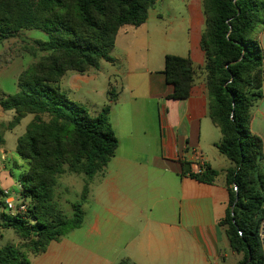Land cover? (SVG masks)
Here are the masks:
<instances>
[{
    "label": "trees",
    "instance_id": "16d2710c",
    "mask_svg": "<svg viewBox=\"0 0 264 264\" xmlns=\"http://www.w3.org/2000/svg\"><path fill=\"white\" fill-rule=\"evenodd\" d=\"M155 2L0 0V43L24 30L47 35L46 41H33L32 53L45 55L19 74L18 92L0 93L1 108L14 112L7 129L32 116L15 148L26 170L13 175V169H20L17 162L10 169L26 212L2 213L0 224L22 243L19 249L9 244L0 247V264H23L20 249L40 256L50 243L82 226L87 187L80 203L70 202V218L53 202L52 190L63 174L84 175L90 181L104 172L118 146L108 119L116 94L111 87L109 103L91 114L70 100L59 83L67 73L98 70L101 61L115 64L111 53L119 30L144 24ZM260 13L264 22V0H202L200 47L205 58L208 116L221 134L215 146L230 162L224 172L228 204L217 226L236 257L233 264H264L259 237L264 222V153L260 138L249 130L252 107L264 98V50L257 41ZM195 73L189 58L165 55L162 74L173 88L167 98L186 99ZM187 174L203 184H213L218 176L210 167ZM117 264L134 263L123 259Z\"/></svg>",
    "mask_w": 264,
    "mask_h": 264
},
{
    "label": "crops",
    "instance_id": "0c3cea01",
    "mask_svg": "<svg viewBox=\"0 0 264 264\" xmlns=\"http://www.w3.org/2000/svg\"><path fill=\"white\" fill-rule=\"evenodd\" d=\"M189 2L184 3L182 23L176 27L173 20L164 23L154 5L144 24L137 28L124 26L119 30L112 51L122 36L124 48L113 56L116 59L113 66L124 72H120L119 90L115 92V101H110L108 115L118 146L96 182L105 190L109 213L130 229L127 260L134 264H233L236 260L224 231L217 226L228 204L224 172L230 162L215 146L221 141V134L208 116V95L202 70L205 58L200 47L204 27L202 0ZM151 16L156 28L148 26ZM158 23L163 27L158 28ZM140 28H144V32L140 33ZM257 41L264 50V26L258 29ZM153 42L163 60L165 55L189 58L196 68L186 99L167 98L173 88L165 82L164 64L156 69L146 66L139 71L130 69L134 50L142 46L150 54ZM87 73H67L59 86L63 92L70 91L80 97L74 102L96 114L109 103V98L102 106L89 100L83 93V85H88L95 77ZM0 93L3 92L0 90ZM89 95L94 98L96 92L93 90ZM147 103L152 104L151 110L144 108ZM13 116V111H4L0 106L3 140L0 160L5 162L14 161L12 150L2 148L6 135L15 128L5 130L4 127ZM31 119L32 116L29 122ZM249 130L260 138L264 153V98L252 107ZM193 150L201 154L203 167L218 172L213 184L199 183L188 176L189 172L196 173L190 166ZM99 223V217L95 216L89 231L98 230ZM83 226L84 221L80 228ZM62 238L52 242L57 248L51 249L50 243L42 254L49 257L48 264H60L67 250ZM95 260L96 257H92L91 264L96 263Z\"/></svg>",
    "mask_w": 264,
    "mask_h": 264
},
{
    "label": "rangeland",
    "instance_id": "374dc122",
    "mask_svg": "<svg viewBox=\"0 0 264 264\" xmlns=\"http://www.w3.org/2000/svg\"><path fill=\"white\" fill-rule=\"evenodd\" d=\"M189 0H158L155 5V10L162 14L164 23L169 20L174 21V26L180 25V19L185 13L184 3ZM191 2V1H190ZM189 2V3H190ZM152 13V10H149ZM153 16V14H151ZM152 16L148 26L155 25ZM170 16V18H168ZM162 23H158V28ZM264 26L262 22V13H260V21L258 28ZM155 28L157 25L154 26ZM204 29V27H203ZM144 28L138 31L144 32ZM146 34V33H145ZM143 33V35L145 36ZM118 41L112 56L121 53V48H124V42L121 39ZM46 41L47 35L39 30H24L19 32L16 36L8 38L0 43V90L6 95H11L18 92L16 85L17 77L26 67L36 63L40 57L45 53L37 52L35 55L32 53L33 41ZM153 51L149 54L148 49L139 47L134 50L133 63L130 64L131 70H141L143 67L156 69L164 64L161 53L157 51V46L153 42ZM100 62L98 70H92L87 74L95 78L89 81L88 85H83V93L87 94L92 103L102 106L105 104L108 95V90L113 87L116 91L119 90V77L120 72L117 66ZM124 72V71H122ZM62 89H65L61 86ZM142 88V87H141ZM140 88V89H141ZM66 90V89H65ZM96 92V97H90L91 91ZM68 92V93H67ZM117 93V92H116ZM66 94L73 101L80 100V97L75 96L72 92L66 91ZM147 110H151L152 104L144 105ZM92 108V107H91ZM31 116H26L14 128L11 133L6 135V144L2 147L4 150L12 152L14 161L5 162L0 160V224L2 223V213H7L5 209V198L7 193L16 201L21 197L18 193V183L10 175V169L14 162L20 165V169H13V175H20L26 170V163L19 160L14 152V146L17 137L22 136L26 130L27 124ZM8 125V124H7ZM5 125L4 127H6ZM7 128V127H6ZM8 130V129H5ZM1 140V133H0ZM1 159V156H0ZM99 174L94 176L90 181L84 175L63 174L56 179V184L52 190L53 202L56 204L68 218L72 216L70 202H81L82 191L87 187L86 201L83 204L84 211V226L78 230L68 233L62 240L66 241L67 250L60 260V264H91L92 257H96L97 262L101 264H117L123 259H127L131 246L130 243V229L125 227L120 220L114 218L109 213V201L106 198L105 190L97 184ZM90 182V183H89ZM88 183V186H87ZM18 201V200H17ZM95 216L100 219L98 230L89 231V224H93ZM118 216V215H117ZM107 221L109 223L107 224ZM22 241L12 230L2 229L0 226V247L10 245L14 248H20ZM52 248H57V244L52 243ZM57 251V250H56ZM19 257L23 264H48L49 257L33 256L27 254L23 249L19 250ZM99 260V261H98Z\"/></svg>",
    "mask_w": 264,
    "mask_h": 264
},
{
    "label": "built area",
    "instance_id": "2783aa9c",
    "mask_svg": "<svg viewBox=\"0 0 264 264\" xmlns=\"http://www.w3.org/2000/svg\"><path fill=\"white\" fill-rule=\"evenodd\" d=\"M190 166L196 171L195 174L202 173L203 171V158L197 150L191 151ZM18 198L16 201L7 193L5 198V209L10 215H22L26 212V206ZM259 237L264 244V222L261 223L259 228Z\"/></svg>",
    "mask_w": 264,
    "mask_h": 264
}]
</instances>
